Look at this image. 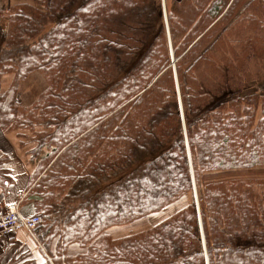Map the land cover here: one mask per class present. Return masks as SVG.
<instances>
[{"label": "trees", "instance_id": "16d2710c", "mask_svg": "<svg viewBox=\"0 0 264 264\" xmlns=\"http://www.w3.org/2000/svg\"><path fill=\"white\" fill-rule=\"evenodd\" d=\"M13 2L0 131L30 146L42 259L9 264H264V179L204 182L264 167V0ZM34 73L46 87L22 105Z\"/></svg>", "mask_w": 264, "mask_h": 264}, {"label": "crops", "instance_id": "0c3cea01", "mask_svg": "<svg viewBox=\"0 0 264 264\" xmlns=\"http://www.w3.org/2000/svg\"><path fill=\"white\" fill-rule=\"evenodd\" d=\"M162 1L165 14V2ZM0 156L7 157V162L0 164V170L5 169L6 176L11 179V184L5 188L0 187V209L16 204L21 216L32 217L35 213L34 205L25 200L34 166L12 133L4 134L0 131ZM25 251L30 252L34 258L42 259L41 251L30 233L20 231L12 237L0 238V264H9L15 256Z\"/></svg>", "mask_w": 264, "mask_h": 264}, {"label": "rangeland", "instance_id": "374dc122", "mask_svg": "<svg viewBox=\"0 0 264 264\" xmlns=\"http://www.w3.org/2000/svg\"><path fill=\"white\" fill-rule=\"evenodd\" d=\"M0 2V48L6 38L8 31V10L14 3L13 0H1ZM164 10V9H163ZM11 83V77L7 76L0 81V90L6 89ZM264 86V84H263ZM46 87V82L40 73H34L28 79L22 82L19 86L18 102L22 105H27L41 93ZM228 98V97H227ZM17 137L16 132H10ZM6 134V133H5ZM30 147V146H29ZM29 147L21 148L22 152H27ZM250 179H264V167H258L250 170H232L226 172L207 173L204 176L205 183L226 182L231 180H250ZM188 199L182 198L177 203L167 207L166 210L149 214L141 219L134 221L131 224L116 226L107 231L114 238L124 237L130 234L144 231L170 216L174 211L185 205ZM34 217H38V213H34ZM78 246H72L71 248Z\"/></svg>", "mask_w": 264, "mask_h": 264}, {"label": "built area", "instance_id": "2783aa9c", "mask_svg": "<svg viewBox=\"0 0 264 264\" xmlns=\"http://www.w3.org/2000/svg\"><path fill=\"white\" fill-rule=\"evenodd\" d=\"M39 222L38 217L21 216L16 204L0 209V238L12 237L20 231H26L32 235L33 229Z\"/></svg>", "mask_w": 264, "mask_h": 264}]
</instances>
